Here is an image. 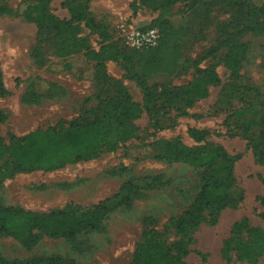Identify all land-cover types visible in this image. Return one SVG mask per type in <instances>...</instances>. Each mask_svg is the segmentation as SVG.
Here are the masks:
<instances>
[{"label": "rangeland", "instance_id": "obj_1", "mask_svg": "<svg viewBox=\"0 0 264 264\" xmlns=\"http://www.w3.org/2000/svg\"><path fill=\"white\" fill-rule=\"evenodd\" d=\"M35 0H0L10 12L0 13V66L8 94L0 98V136L7 144L9 134L22 136L37 128L55 125L60 121L89 116L86 111L100 105V99L116 91L113 83L126 88L132 100L142 105L141 81L148 86H182L193 77L195 68L213 66L220 84L209 86L208 95L187 109V114L171 111L159 118L162 127H152L145 111L134 120L137 132L110 152L95 159L65 165L62 168L18 173L4 181L0 188V205L29 211L45 212L74 203L89 209L109 199V211L98 230H84L74 245L63 238L42 237L30 248L13 236H0V256L9 260H25L34 256L60 255L74 264H129L135 246L141 241L142 220L155 219L154 227L170 242L177 236L166 230L168 219L180 214L196 194L200 173L184 163H167L153 157L151 142L155 139L179 137L189 146L195 145L187 134L189 127L209 131L207 140L222 145L231 155H239L234 164L236 187L233 196L241 200L236 207L224 209L213 225L202 224L191 235L189 248L206 254L209 264H264V254L253 262L237 259L234 252L229 261L221 257L222 242L232 225L242 217L252 226L264 228V163H258L247 140L228 136L214 106L222 90L228 88L229 74L222 62L227 46L217 49L227 39L246 45L241 63L240 82L255 87L264 109V18L245 0H207L191 4L178 2L170 13L161 18L166 24L183 32L170 40L180 49L178 68L172 74H156L142 79L136 60L128 66L119 61L105 62L107 81L93 76L95 62L84 55L86 49L97 50L102 38L77 23V44L56 48L51 37L40 33L36 24L21 15V10ZM69 0H50V11L60 19H68ZM133 0H90L88 11L103 26L106 39L127 52L118 31L121 23L134 22L145 26L158 21L159 10L141 7L132 15ZM262 0H253L259 4ZM214 49L211 54L208 53ZM204 59L195 65V61ZM109 78L113 79L110 80ZM235 104V102H233ZM201 115V116H197ZM254 128L252 134L256 135ZM118 173L113 174V171ZM161 176L165 182L156 188L143 190L129 206L121 205L112 196L126 182L136 186ZM166 230V231H165ZM190 264H205L199 255L190 252Z\"/></svg>", "mask_w": 264, "mask_h": 264}, {"label": "trees", "instance_id": "obj_2", "mask_svg": "<svg viewBox=\"0 0 264 264\" xmlns=\"http://www.w3.org/2000/svg\"><path fill=\"white\" fill-rule=\"evenodd\" d=\"M90 0H69L68 19H60L49 8L50 0H35L21 10V15L33 21L40 33L51 37L56 48L67 44L76 45L78 39L77 23L102 38L97 50L86 49L84 55L95 62L93 76L97 81H107L105 62L119 61L128 66L136 60L137 71L142 79L156 74H172L178 68L180 49L170 40L183 35L182 31L170 28L161 18L170 13L172 5L178 2L196 4L207 0H133L129 7L134 15L141 7L159 10L158 21L142 26V29L156 27L160 37L157 45L144 49L126 47L124 52L111 42L103 43L106 33L88 11ZM254 11L264 18V0L255 4L245 0ZM10 12L5 4L0 6V13ZM226 45L222 62L229 74L226 90H222L214 106L215 113L223 111L222 125L228 136H242L258 163H264V109L260 94L255 87L240 82L241 63L245 59L246 45L232 43L225 39L219 42L217 49ZM214 49L208 51L209 54ZM204 59L199 57L195 65ZM110 80H113L109 78ZM220 84V78L213 66L195 68L192 79L185 85L148 86L141 81L142 105L134 102L119 82L113 83L116 91L100 99L99 107L86 111L89 116H80L60 121L55 125L37 128L22 136L9 134L6 144L0 136V188L5 180L18 173L36 170L51 171L68 164L97 158L104 152L114 151L120 143L135 135L137 126L133 123L145 111L152 127H162L159 118L174 111L176 115L187 114V109L208 95L209 86ZM3 72L0 66V98L7 95ZM235 102V104H233ZM201 116V115H197ZM5 115L0 112V122ZM258 129L256 135L252 134ZM188 136L195 143L189 146L179 137L155 139L153 157L167 163H184L200 173V182L196 194L189 205L180 214L168 219L165 229L172 231L176 240L168 242L164 233L154 227L155 219L146 216L142 220L141 241L135 246L129 264H190L186 257L190 252L200 256L205 264L207 256L199 250L189 248L192 233L202 224L210 226L218 222L221 212L226 208L236 207L241 197L233 196L236 187L234 164L239 155H231L222 145L209 142V131L204 128L189 127ZM118 173L114 170L113 174ZM264 184V179H262ZM165 182L161 176H153L142 186L132 181L126 182L112 196L124 206L132 204L143 190L156 188ZM264 205V191L261 196ZM108 198L89 209L74 203L62 208L45 212L29 211L14 206L0 205V236H13L21 244L30 248L42 237L63 238L74 245L78 234L84 230L96 231L108 213ZM165 230V231H166ZM234 252L237 259L253 262L264 254V228L252 226L246 217L236 221L229 236L223 240L220 254L229 261ZM0 264H74L60 255L34 256L25 260H9L0 256Z\"/></svg>", "mask_w": 264, "mask_h": 264}, {"label": "built area", "instance_id": "obj_3", "mask_svg": "<svg viewBox=\"0 0 264 264\" xmlns=\"http://www.w3.org/2000/svg\"><path fill=\"white\" fill-rule=\"evenodd\" d=\"M118 31L123 43L131 49H144L157 45L160 33L156 27L142 29L134 22L121 23Z\"/></svg>", "mask_w": 264, "mask_h": 264}]
</instances>
